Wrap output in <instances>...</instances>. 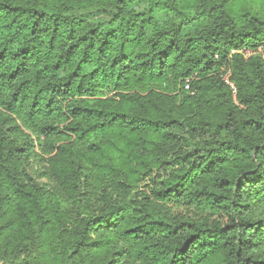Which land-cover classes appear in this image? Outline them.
<instances>
[{"label": "trees", "instance_id": "16d2710c", "mask_svg": "<svg viewBox=\"0 0 264 264\" xmlns=\"http://www.w3.org/2000/svg\"><path fill=\"white\" fill-rule=\"evenodd\" d=\"M0 264H264V0H0Z\"/></svg>", "mask_w": 264, "mask_h": 264}, {"label": "built area", "instance_id": "2783aa9c", "mask_svg": "<svg viewBox=\"0 0 264 264\" xmlns=\"http://www.w3.org/2000/svg\"><path fill=\"white\" fill-rule=\"evenodd\" d=\"M244 52H245L244 53L245 55H248L249 54V50H244ZM185 88H188V85L187 84L185 85Z\"/></svg>", "mask_w": 264, "mask_h": 264}, {"label": "rangeland", "instance_id": "374dc122", "mask_svg": "<svg viewBox=\"0 0 264 264\" xmlns=\"http://www.w3.org/2000/svg\"><path fill=\"white\" fill-rule=\"evenodd\" d=\"M242 52L245 53L244 50Z\"/></svg>", "mask_w": 264, "mask_h": 264}]
</instances>
